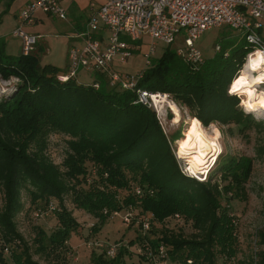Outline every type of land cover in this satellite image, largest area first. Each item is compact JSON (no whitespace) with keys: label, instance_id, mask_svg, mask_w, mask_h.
Listing matches in <instances>:
<instances>
[{"label":"trees","instance_id":"trees-1","mask_svg":"<svg viewBox=\"0 0 264 264\" xmlns=\"http://www.w3.org/2000/svg\"><path fill=\"white\" fill-rule=\"evenodd\" d=\"M217 44L221 45L218 52L199 63L168 44L161 56L151 57L134 88L112 86L109 78V87H96L78 75L63 80L59 74L67 69L40 64L35 52L15 55L0 50V75L19 78L11 90L0 93V264H8L7 254L16 264H40L17 224L25 190L39 212L52 211L57 218L50 233L39 229L41 250H66L67 241L81 225L65 202L70 195L76 207L98 219L92 226L95 231L116 211L144 216L142 227L148 213H153L148 228L154 235H142L141 241L152 252L164 244L170 264H184L189 258L193 264L232 262L237 237L232 234L230 200L223 202V198L245 187L254 157L223 151L206 178L187 175L174 144L183 133L168 134L156 109L138 100L141 88L166 92L188 107L192 121L205 126L216 121L223 131L244 137L254 130L262 156L264 118L246 113L239 106L240 98L228 94L254 47L245 36L224 35ZM140 49L139 43L134 52ZM52 133L68 136L61 163L48 152ZM176 213L183 216L182 221L193 222L194 236L186 237L169 224L181 221L173 218ZM258 237L260 247L250 264H264V229ZM22 242V249H17ZM127 251L122 246L114 256L94 251L93 258L99 264H128ZM142 257L153 262L149 253Z\"/></svg>","mask_w":264,"mask_h":264},{"label":"rangeland","instance_id":"rangeland-1","mask_svg":"<svg viewBox=\"0 0 264 264\" xmlns=\"http://www.w3.org/2000/svg\"><path fill=\"white\" fill-rule=\"evenodd\" d=\"M50 19L53 18L47 17L44 23L39 24L37 30H31L29 25L23 23L20 17V21H18L17 26L14 27L11 32L14 34V31L18 27H22L26 32L41 34L44 35L45 38H49L53 42L52 44L48 45L50 50L53 51V54L48 55L46 52L41 51L38 57L39 63L42 65L49 63L42 62V59H54L60 63L59 65H62L59 67L64 68L70 47L69 40H66L64 36L66 31L64 30L57 31V34L52 32L53 22H51ZM57 21L61 22L60 20ZM4 27L5 24L0 22V32ZM224 35L236 39L243 36V31L233 29L227 25L214 26L206 30L197 42L205 56L215 55L218 52L216 50V44ZM138 42L142 46L143 50L148 48V40L146 41L140 39ZM183 43L184 29L178 33L176 40L171 43V47L176 49ZM167 45L168 43L158 41L156 53L153 55V57L161 56ZM142 48L140 49L141 51L134 54V71L139 70L146 65V59L142 52ZM255 50L256 49L253 51ZM246 62L247 60L245 63ZM245 63L243 64V67L240 69L237 76L241 73ZM253 74L256 75L257 73L253 72ZM79 77L80 79L83 78L82 76ZM18 81L19 78L15 76L6 79L0 75V93L4 94L8 92ZM254 87H256L258 90H263L264 84ZM169 100L174 101V99L170 96ZM175 103L181 110L179 117L175 115L171 107L168 105L164 107L160 106V108H158L159 111H157L155 107L154 108L156 109L164 129L168 134L177 132L183 133V137L175 140L174 143L176 145L177 142V153L179 151L178 142H183L185 139L187 140V133L191 129L192 119L191 116L189 117L190 114L187 106L177 101ZM252 113L259 118H264V109H257L256 111H252ZM210 125L214 126L215 129H218L220 133L218 138L220 151L217 157L223 151L236 155L246 154L254 157V169L251 177L246 182L245 187L238 192L233 191L232 193L229 191L223 198V202H225L226 199L230 200L232 207L230 215L231 221L233 223L232 234L233 236L237 237L236 254L232 259V262L229 264H250L255 251L260 247L258 242V232L264 229V154L262 156L258 155L256 149V132L254 130L250 132V137H244L239 134L233 135L229 130L223 131V126L219 122L214 121L213 123L211 122ZM224 128L227 129L226 126H224ZM207 130L210 134L215 135L213 128L207 127ZM67 138L68 136L63 133H52L50 135L48 152L57 162L61 163L65 157ZM194 157L195 156H178L183 171L186 166H190V162L194 160ZM217 157L215 159H210L209 162L204 164V166L207 168V173L216 161ZM199 175L202 178L203 174ZM23 201L24 207L17 216L18 228L24 235L25 241L30 246V252L33 259L37 260L40 264H99L95 262L93 258V252L95 251L101 255L104 254L105 256H111L108 255L107 250L113 244L117 245L116 253L120 250L121 246L122 248H128V251L124 254L128 264H153L150 259L142 257L143 254L147 253L150 255L151 249H148L144 246L145 241H141L144 240L141 238V236H147L146 238H149V236L153 237L154 232L150 230L148 226H141L140 220L143 219L144 216L142 218L141 216H136V212L134 211L131 212L129 219L125 218L126 212H120L119 214L113 215L99 231H95L92 229V226L95 222H97L98 219L93 214L85 211L84 209L76 207L71 196L67 195L65 202L67 206L73 210V214L80 221L81 225L72 233L69 240L67 241V249L55 252L41 250L38 245L39 229H44L50 233L55 228L57 223L55 213L52 211L39 212L35 208L36 205L31 202L30 196L26 190L23 192ZM2 204L3 192L0 189V208L2 207ZM169 224L174 227L176 231L181 232L186 237H192L197 233V229L190 220H173L169 222ZM138 235L139 237H137ZM136 238L138 240L135 244H132L131 240H135ZM22 247L23 242L17 249L20 250ZM6 257L8 264H16L9 254H7Z\"/></svg>","mask_w":264,"mask_h":264},{"label":"built area","instance_id":"built-area-1","mask_svg":"<svg viewBox=\"0 0 264 264\" xmlns=\"http://www.w3.org/2000/svg\"><path fill=\"white\" fill-rule=\"evenodd\" d=\"M89 7V18L84 28L74 35L68 51V69L60 72V79L78 75L82 67L92 72L107 73L112 86L134 88L141 71H120L113 68L114 61L117 59L123 64L127 63L135 54L134 47L139 45L138 40L142 39L148 40L147 49L143 50L140 45L147 64L156 53L158 41L171 44L183 29L184 43L176 50L195 63L205 58L197 43L199 38L214 26L227 25L243 31V36L254 49L264 50V0H104L99 4L91 0ZM39 11L61 18H66L68 14L62 0H29L22 8L20 17L22 21L33 22ZM14 34L21 38L24 53L33 52L41 38V34L26 32L22 27H18ZM220 48L221 45L217 44L216 50ZM225 54L228 55L229 51L226 50ZM94 85L99 87L101 82L96 80ZM157 93L162 94L138 89V100L159 111L155 102ZM206 176L203 174L202 178ZM51 208H56V205L52 204ZM119 213L116 211L114 215ZM130 215L129 211L125 218L129 219ZM150 217H153L151 212L145 226H149ZM173 218L184 219L179 213ZM116 250L117 245H111L107 250L108 255L114 256ZM150 256L153 264H170L171 261L164 244H160L157 251H151ZM193 263V258H189L184 264Z\"/></svg>","mask_w":264,"mask_h":264},{"label":"crops","instance_id":"crops-1","mask_svg":"<svg viewBox=\"0 0 264 264\" xmlns=\"http://www.w3.org/2000/svg\"><path fill=\"white\" fill-rule=\"evenodd\" d=\"M29 0H0V22L5 24V27L1 29L0 32V50L5 49L6 52L18 55L22 52V40L17 35L13 34L11 30L17 26V23L20 18V12L24 5ZM91 0H62L63 5L67 8V17L61 18L58 16H54L51 14H47L45 12L39 11L36 14V19L33 22H23L29 25L31 30H37L40 23H44L47 17L53 18L50 19L53 22V30L54 34H57L59 30L66 31L64 34L66 40L72 42L74 40V35L77 31L84 28L90 14L89 3ZM98 4L102 3L104 0H95ZM60 20L61 22H58ZM38 32V31H36ZM63 32V31H62ZM53 42L49 38H45L44 35H41L39 42L36 45V48L33 52L39 54L41 51L46 52L48 55H52L53 51L50 50L49 44ZM147 44V43H146ZM144 52V51H142ZM51 58V57H48ZM42 62L53 63L58 66L60 63L55 61L54 59H42ZM141 69L134 71V55L129 59L127 63H121L117 59L113 63V68L119 69L123 72H139ZM62 69H68V57L66 59L65 67ZM79 76L83 78L80 79ZM78 78L84 82H94L99 80L101 82V86L109 87L108 84V75L107 73L100 72H92L85 68H80L78 73ZM166 93V92H162ZM169 94V93H166ZM164 95V94H163ZM171 97V95L169 94ZM173 101V100H172ZM190 117V115H189Z\"/></svg>","mask_w":264,"mask_h":264},{"label":"clouds","instance_id":"clouds-1","mask_svg":"<svg viewBox=\"0 0 264 264\" xmlns=\"http://www.w3.org/2000/svg\"><path fill=\"white\" fill-rule=\"evenodd\" d=\"M247 62L244 65V68L241 70V73L237 78L231 83L228 94L236 95L240 98V107L247 112L256 111L257 109H264V90L257 91V88L254 86L264 84V50L256 49L255 51L249 53L246 58ZM257 73L255 76H252L251 73ZM213 128L215 133L207 143L202 139V129L201 122L194 119L192 121V126L190 131L187 133V140L179 143V153L178 156H184L186 149L198 148V149H212L217 154L220 151V147L216 141L219 138V130L215 129L214 126L210 125ZM193 137L195 140L193 141ZM205 153H201L204 155ZM198 163H202L198 157H194ZM214 159V158H213ZM206 171V169H205ZM185 174L190 176H195L197 179L201 177L197 176V168L195 165L191 164L190 166L184 169Z\"/></svg>","mask_w":264,"mask_h":264},{"label":"bare ground","instance_id":"bare-ground-1","mask_svg":"<svg viewBox=\"0 0 264 264\" xmlns=\"http://www.w3.org/2000/svg\"><path fill=\"white\" fill-rule=\"evenodd\" d=\"M251 75L255 76L253 74V72L251 73ZM257 91H260V90L257 89ZM155 102H156V106L158 108H160V106L164 107V106L168 105L169 107H171L172 111L175 113V115L177 117L180 116L181 110H180L179 106L174 101L169 100L168 94H164V95L163 94H156ZM201 125H202V129H198V131H202V139L205 141V143H207L208 140L214 135L210 134L207 130V127H210V126H205L202 122H201ZM194 140H195V138L193 137V141ZM216 143H218V145L220 147L218 140L216 141ZM177 153H179V151ZM185 153L186 154L184 156H187V157L195 156V157H198L200 161H202V163H198L196 160H192V162H191V164L195 165V167L197 168L196 175L206 173L207 170L205 171V169H207V168H206V166H204V164L209 162L210 159H213V158L215 159L218 155L212 149H198V148L186 149ZM201 153H205V154L201 155ZM184 156H180V157H184Z\"/></svg>","mask_w":264,"mask_h":264},{"label":"water","instance_id":"water-1","mask_svg":"<svg viewBox=\"0 0 264 264\" xmlns=\"http://www.w3.org/2000/svg\"><path fill=\"white\" fill-rule=\"evenodd\" d=\"M187 126V125H186ZM176 145H177V142H176Z\"/></svg>","mask_w":264,"mask_h":264}]
</instances>
